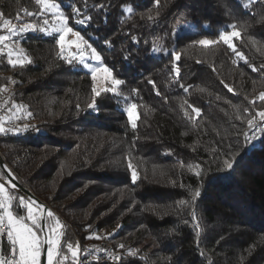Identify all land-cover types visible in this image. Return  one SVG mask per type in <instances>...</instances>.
Instances as JSON below:
<instances>
[{
	"label": "trees",
	"instance_id": "1",
	"mask_svg": "<svg viewBox=\"0 0 264 264\" xmlns=\"http://www.w3.org/2000/svg\"><path fill=\"white\" fill-rule=\"evenodd\" d=\"M52 1L124 81L116 93L101 92L89 109L90 72L78 60L67 63L56 33L27 31L6 41L18 44L31 63L13 67L6 52L0 54V89H7L0 91V105L10 115L17 110L7 125L29 126L0 133V156L59 216L65 264H74L69 242L87 249L84 264H264V126L250 129L246 123L264 109L258 99L264 91V0H160L159 6L155 0ZM72 5L80 16L72 15ZM39 11L35 0H0V25L7 19L44 26L49 14L25 15ZM88 16L90 23H76ZM231 24L241 31L232 43L247 63L219 40ZM0 35L9 33L0 27ZM203 38L217 43H193ZM154 47L169 51L154 53ZM172 49L180 54L178 76ZM133 103L135 129L125 112ZM233 157L234 167L219 171ZM129 161L138 173L135 183ZM0 175L5 178L1 169ZM209 176L218 179L208 183ZM5 188L14 213L26 215L19 208L23 195ZM197 189L201 195L193 203ZM33 211L40 222V208ZM100 231L107 234L95 238ZM129 248L137 255H128ZM108 249L119 251L122 260L111 261ZM5 252L9 257V243Z\"/></svg>",
	"mask_w": 264,
	"mask_h": 264
},
{
	"label": "snow or ice",
	"instance_id": "2",
	"mask_svg": "<svg viewBox=\"0 0 264 264\" xmlns=\"http://www.w3.org/2000/svg\"><path fill=\"white\" fill-rule=\"evenodd\" d=\"M256 2H260V0H256ZM35 3L40 6V11L37 13L33 12H25L26 16H40L44 14H51L52 17V24L53 27L49 29L47 26L49 24L48 19H44L43 25L44 26H37L36 24L32 23H25L22 26H17L14 24H11V22L7 19L3 20V24L0 25L3 29H6V31L9 33V35H0V54H3L6 52L7 55V63L13 67L20 65L23 66L26 62L31 63V60L24 54L23 49L18 48V44L16 46H11L9 43H6V41L11 40L12 37L18 35L22 32L27 31H39L41 33H44L46 35H50L51 33H56L57 38L55 39L56 45L60 48L61 54L64 51V45L66 43L65 41V35L67 33H71L72 36L76 37V40L70 41L69 43L75 45L76 51L78 53L77 55H72L70 59L67 60V63L72 64L73 61H76L78 59V62L84 66V68L89 69L91 72V79L93 81L92 85V93H93V103L88 104L89 109L95 108V98L101 95V92H110V93H116L117 87L124 83V81L116 78L113 75L112 69L104 65L103 63H100L99 67H90L88 63H86L84 51L89 50L91 54V59L96 62H101L102 57L101 54L97 51L95 47L92 46L91 43H89L88 40H86L83 36H81L80 32L74 31L72 27L68 26L69 16L65 15L63 11L60 10L61 6L58 3L52 2V0H35ZM156 6H159L160 0H155ZM103 7V6H100ZM72 9V15L74 16H80L81 11L75 5L71 6ZM128 12H132V8H128ZM3 16V13H0V17ZM143 19V16L141 17ZM92 17L88 16L83 19H79L76 21V23H79L81 25H84L86 23L91 22ZM149 21H155V18L151 15L147 17ZM229 28H231V31H220L219 33V40L223 41L224 44L228 46L232 50V52L235 54V56L240 59L244 60L246 63V59L244 57V54L240 52L235 44L232 43L233 38H241V31L238 30L236 24L228 25ZM175 35V30H174ZM132 40L134 43H139V40L133 36ZM81 43L83 44V48H81ZM105 45L111 46L110 40L104 41ZM148 42L145 41V44ZM194 44H199L202 46H208L216 44V40H211L207 38L199 39L197 41H193ZM168 49L163 48H156L154 47L152 49V52L154 53H161L165 52L167 53ZM15 55V59L13 56ZM171 56H172V68L173 71L178 76L180 73V68L177 66V62L180 60V54L176 52L174 49L171 50ZM128 57H125L127 59ZM61 59H64L63 55H61ZM264 68V65L261 66ZM214 70V69H213ZM253 71H257L255 67H252ZM98 72H103L105 74V79L111 84V87L103 88L100 91L97 90L95 81L96 76ZM14 83V81H13ZM149 84H153V87H155V84L152 80L148 81ZM181 88H184V85H180ZM225 87H228V90L231 92L233 89L229 87L228 85H225ZM187 91V88L184 89ZM0 91H7L6 88L0 89ZM134 93L137 91L136 89L132 90ZM157 95H159V91L156 92ZM258 99L262 102H264V91L259 93ZM187 103V101H185ZM250 103H254V101H250ZM77 107H79L77 105ZM189 107H192L189 105ZM192 111L195 112L197 115L201 113V109L198 107H192ZM128 121L131 123L132 128H136V119L137 116V105L136 104H130L125 109ZM244 112H249L248 108L244 109ZM32 113L28 112L27 116L31 117ZM187 115V113H185ZM19 118V117H17ZM239 118V117H238ZM11 119V117H10ZM257 121L260 123L258 124ZM248 128L250 129H256L264 126V109H258L255 111L254 115H250V118L246 121ZM28 125H24L22 128L17 127H8L5 128L3 124V118L0 117V133L5 132H23L28 130ZM39 130V129H37ZM252 139H255L253 136ZM236 162V158H225L223 160L224 167L219 169V171H228L231 170L234 167V164ZM6 167V166H5ZM128 169L131 170V179L132 182L135 183L138 180V173L134 169L133 164L131 161H129L127 165ZM197 168L200 166L197 165ZM196 176L200 178L202 176L201 171H197ZM8 177H12V173L9 170L8 171ZM213 179H218V177H208V183H211ZM9 184L11 185V188L15 189L17 185L15 183H12V180L9 179ZM201 193L200 190L197 189L195 192L192 193L191 200L194 203L199 197ZM185 203V202H181ZM34 206H37V202L32 200L31 197H28L25 199V197L21 196L19 197V208L20 209H26V215H17L13 211V205H12V197L7 195V189L5 188L4 183H0V225H6V228H0V231H5L7 240L10 245V256L8 258L3 257L0 255V264H40V253L42 247L46 244V257H47V264H65V261L69 260V256L64 254L62 249V243L61 238L63 236V225L59 218L55 217V214L51 210H47V218L55 221V226L48 228L47 234L44 236V239H41V236L38 235V231L41 229V223L39 222V218L35 215L33 208ZM38 207L41 209V211L44 210L43 205H38ZM192 220L194 222V227L197 229L196 235H200L199 231V223H197V216L195 211L191 213ZM187 223V221H185ZM47 227V225H45ZM120 227V225H118ZM94 235V234H93ZM111 235V234H109ZM87 238H93L92 236ZM95 238L101 239L104 237L96 236ZM199 241H197V244ZM67 251L71 255L72 261L75 262L78 261L81 249L79 247V244L75 247H73V244L69 242L67 244ZM118 248H124L123 244H120L117 246ZM99 251L103 252L104 249H99ZM128 255L130 256H136L137 250L135 249H128ZM203 255V253H201ZM110 259L113 262H119L122 260V256L119 254H112L110 255Z\"/></svg>",
	"mask_w": 264,
	"mask_h": 264
},
{
	"label": "rangeland",
	"instance_id": "3",
	"mask_svg": "<svg viewBox=\"0 0 264 264\" xmlns=\"http://www.w3.org/2000/svg\"><path fill=\"white\" fill-rule=\"evenodd\" d=\"M53 2V1H52ZM49 15H47V16H49L50 17V27H49V29H51L52 27H53V24H52V17H51V14L50 13H48ZM77 38L76 37H74V36H72V34L71 33H67L66 35H65V41H66V43H65V45H64V51H63V55H66V56H68V57H70L71 58V56L72 55H77L78 56V53H77V51H76V48H75V45H73V44H71V43H69L70 41H73V40H76ZM84 46H83V44L81 43V48H83ZM59 48V47H58ZM59 50H60V48H59ZM61 52V51H60ZM84 56H85V60H86V63H88L89 65H90V67H99V65H100V63L101 62H96V61H94V60H92L91 59V54H90V51L89 50H85L84 51ZM16 57H15V55H14V59H15ZM78 60V59H77ZM89 72H90V70L89 69H87ZM90 75H91V72H90ZM95 84H96V87L97 88H105V87H111V84L108 82V81H106V79H105V74L103 73V72H98L97 73V76H96V81H95ZM17 113V110L15 109V110H12V115H10L9 114V111H8V113H7V118L8 117H12V116H14L15 114ZM11 127H15L13 124H11L10 125ZM1 176V175H0ZM4 180H6V179H4ZM0 183H2L1 181H0ZM38 206V205H37ZM35 211V210H34ZM47 221H51V222H47ZM46 225H47V227H46V230H48V228H50V227H53V225H54V220H51V219H49V218H47V216H46ZM95 235H98L99 237H103L104 235H106L107 233H104L103 231H100V233H94ZM100 234V235H99ZM39 235V234H38ZM109 250V249H108ZM107 250V251H108ZM106 254V253H105ZM113 254H119V251H115ZM110 255H112V254H107L106 256L110 259ZM40 264H41V253H40Z\"/></svg>",
	"mask_w": 264,
	"mask_h": 264
},
{
	"label": "water",
	"instance_id": "4",
	"mask_svg": "<svg viewBox=\"0 0 264 264\" xmlns=\"http://www.w3.org/2000/svg\"><path fill=\"white\" fill-rule=\"evenodd\" d=\"M6 164L4 163L2 157L0 156V169L2 171L3 176L5 177L4 179L8 180L11 179L12 183H15L17 185V187L15 189H13L14 191L22 194L23 196H25L26 198L31 197L32 200L37 202V205H43L44 206V210L41 211L40 209V223H41V239H44V236L47 234L46 231V215H47V210H51L55 216H57L59 218V216L45 203L43 202L40 198H38L33 192H31L28 188H26L25 186H23L17 179L16 177L13 175L12 173V177H8V167L6 166ZM3 178L0 177V181L2 183H4L5 185H7L8 187L11 188V185L9 183H7ZM60 219V218H59ZM61 221V220H60ZM62 223V221H61ZM63 225V224H62ZM46 247L47 245L45 244L42 249H41V264H47V260H46Z\"/></svg>",
	"mask_w": 264,
	"mask_h": 264
},
{
	"label": "built area",
	"instance_id": "5",
	"mask_svg": "<svg viewBox=\"0 0 264 264\" xmlns=\"http://www.w3.org/2000/svg\"><path fill=\"white\" fill-rule=\"evenodd\" d=\"M7 113H8V110L5 107H2L0 105V117L3 118V124L5 128L10 127L9 125H7V121H8ZM0 228H6V225H0ZM8 243L9 242L7 240L6 232L0 231V255H2L5 258H8V255L5 252V245ZM80 249H81V253H80L78 261H76L75 264H84L83 256H85L87 249L82 248V247H80ZM107 254H113V252L109 249L108 251H106V255Z\"/></svg>",
	"mask_w": 264,
	"mask_h": 264
},
{
	"label": "bare ground",
	"instance_id": "6",
	"mask_svg": "<svg viewBox=\"0 0 264 264\" xmlns=\"http://www.w3.org/2000/svg\"><path fill=\"white\" fill-rule=\"evenodd\" d=\"M6 182L9 183L8 180H7ZM46 216H47V215H46ZM55 217H57V216H55ZM57 218H58V217H57ZM59 220H60V219H59ZM53 226H55V221H54V225H53ZM46 260H47V257H46Z\"/></svg>",
	"mask_w": 264,
	"mask_h": 264
}]
</instances>
